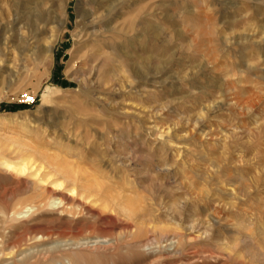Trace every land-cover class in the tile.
Returning a JSON list of instances; mask_svg holds the SVG:
<instances>
[{"label":"rangeland","instance_id":"obj_1","mask_svg":"<svg viewBox=\"0 0 264 264\" xmlns=\"http://www.w3.org/2000/svg\"><path fill=\"white\" fill-rule=\"evenodd\" d=\"M41 8L0 0V264H264V0Z\"/></svg>","mask_w":264,"mask_h":264},{"label":"bare ground","instance_id":"obj_2","mask_svg":"<svg viewBox=\"0 0 264 264\" xmlns=\"http://www.w3.org/2000/svg\"><path fill=\"white\" fill-rule=\"evenodd\" d=\"M8 1V3L10 4V7H11V9L12 10H18L19 11V7H20V12H21V10H23V12L24 13H26V15H27V13L29 14V15H32V16H34V18L35 19H37V20H41V18H42V15H41V10H42V8L40 9V7L44 4V2H46V0H32L33 2H34V4H35V7H31V8H29V5H28V7H27V5H26V2L27 1H29V0H7ZM30 3H32V2H30ZM29 3V4H30ZM38 10V12H36ZM14 12V11H13ZM21 14H23V13H21ZM45 16H46V14H44ZM22 16V15H21ZM47 17V20L49 19L48 18V15L46 16ZM54 18V17H53ZM34 19V20H35ZM36 21V20H35ZM49 21V20H48ZM16 22V21H15ZM14 22V23H15ZM55 22V21H54ZM57 24V23H56ZM132 24V23H131ZM16 25V24H15ZM149 25V24H148ZM151 25V24H150ZM198 25V24H197ZM17 26V25H16ZM19 27V26H18ZM132 27V26H131ZM194 27V26H193ZM196 27V26H195ZM199 27V26H198ZM155 30H156V28H149L148 29V32L151 34L150 35V38H154L155 39V37L158 35V33L157 32H155ZM12 32H13V34H17L18 33V28H16L15 26H13V28H12V30H11ZM52 31H54V30H52ZM155 32V33H154ZM196 32L198 33V35H199V38H202V37H205L206 35H210V34H214V32H215V29L213 28L212 29V27H211V29H210V27H209V30L207 29V28H204L202 25L199 27V29H197L196 30ZM146 33H147V31H146ZM157 38V37H156ZM20 41H21V43L20 44H17L16 45V48H22V44H25V43H27L26 42V40H21V39H19ZM102 42V39L100 40V37H96V38H94V45H92L89 49H88V52H92L91 53V55L93 56H95V55H100V59H98V60H101L102 61V64H101V67L106 71V72H108L109 70H108V67H107V63H106V58L104 57V55H103V53H102V48H103V46H105V44L104 43H101ZM89 45H91V44H89ZM47 45H41L40 47H39V49H40V52H39V55H45L47 52H49L50 51V49L48 48V46L46 47ZM88 46V45H87ZM204 46V43H202V41L200 42V45H199V47H197V49L198 50H203L202 49V47ZM81 49H82V47L81 48H79V49H76V50H74V52L72 53V57H71V60H70V63L68 64V66H67V71H69L70 69H73L74 68V60L76 59V58H78V55H79V53L78 52H80L81 51ZM204 50H206V49H204ZM1 51V50H0ZM88 52H87V54H85V55H83L84 57H85V59H88L90 56L88 55ZM89 56V57H88ZM96 58V57H95ZM94 59V58H93ZM95 60V59H94ZM141 60V64L143 65V66H146L147 64L149 65V63H151L150 61L152 60L151 59V57H147V58H144L143 57V59H140ZM103 61H104V63H103ZM105 64V65H104ZM110 64V63H109ZM98 65V64H97ZM159 65V64H158ZM99 66H100V64H99ZM76 68V67H75ZM102 68H101V70H102ZM150 68V67H149ZM156 68V67H155ZM109 73H110V71H109ZM234 92V91H233ZM236 94H237V92H236ZM259 94V93H258ZM237 96V95H236ZM253 96V95H252ZM257 96V95H256ZM261 96V95H260ZM249 97H251V96H249ZM237 98V97H236ZM238 99V98H237ZM254 98H252V100H253ZM260 100V99H259ZM237 101V100H236ZM242 101V100H241ZM249 102H251L250 100H248ZM254 101V100H253ZM239 102V101H238ZM240 103V102H239ZM246 103V102H245ZM247 104V103H246ZM250 104V103H249ZM252 104V103H251ZM250 104V105H251ZM245 106V105H244ZM168 134V133H167ZM8 164V163H7ZM27 212H29V209L27 210ZM169 250V249H168ZM162 257V256H161Z\"/></svg>","mask_w":264,"mask_h":264},{"label":"built area","instance_id":"obj_3","mask_svg":"<svg viewBox=\"0 0 264 264\" xmlns=\"http://www.w3.org/2000/svg\"><path fill=\"white\" fill-rule=\"evenodd\" d=\"M23 100H24L26 103L32 104V103L35 102V96L30 95L29 93H24V95H23Z\"/></svg>","mask_w":264,"mask_h":264},{"label":"trees","instance_id":"obj_4","mask_svg":"<svg viewBox=\"0 0 264 264\" xmlns=\"http://www.w3.org/2000/svg\"><path fill=\"white\" fill-rule=\"evenodd\" d=\"M12 108L16 109L15 106H12ZM14 109H10V110H14Z\"/></svg>","mask_w":264,"mask_h":264}]
</instances>
